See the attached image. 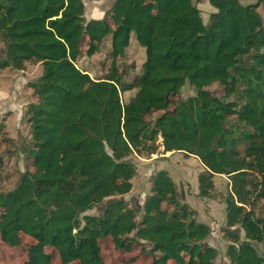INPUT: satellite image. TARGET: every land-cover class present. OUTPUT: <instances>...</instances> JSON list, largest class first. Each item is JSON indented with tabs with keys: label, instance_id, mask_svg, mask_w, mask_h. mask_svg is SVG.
I'll list each match as a JSON object with an SVG mask.
<instances>
[{
	"label": "trees",
	"instance_id": "1",
	"mask_svg": "<svg viewBox=\"0 0 264 264\" xmlns=\"http://www.w3.org/2000/svg\"><path fill=\"white\" fill-rule=\"evenodd\" d=\"M242 1L209 0L205 23L194 0H114L90 20L84 0H0V72L43 67L27 85L36 97L22 148L29 166L0 192V242L34 240L22 264H106L109 238L117 251L141 247L150 264H217L218 250L205 244L211 226L181 201L167 171L151 177L141 216L122 199L89 214L132 191L131 154L161 148L201 161V197L213 193L215 176L227 177L226 227L244 231L226 235L227 257L264 264V204L256 210L264 201V0ZM132 38L145 60L128 82L119 62ZM103 53L102 76L79 67ZM187 84L195 94L181 100Z\"/></svg>",
	"mask_w": 264,
	"mask_h": 264
},
{
	"label": "rangeland",
	"instance_id": "2",
	"mask_svg": "<svg viewBox=\"0 0 264 264\" xmlns=\"http://www.w3.org/2000/svg\"><path fill=\"white\" fill-rule=\"evenodd\" d=\"M87 16L101 0H85ZM114 0L103 1V12L107 11ZM204 22L208 21L209 15L214 12L209 0L197 2ZM244 5L254 4V0H243ZM258 12L264 20V4L258 8ZM5 46L0 43V58L4 57ZM106 53L97 59L86 58L78 62L80 68L90 72L93 77L102 76L109 67L110 60ZM145 60V51L137 45L132 38V44L126 56L120 60L119 65L125 70V80L133 82L142 63ZM43 75V67L39 63L27 62L23 71L6 69L0 72V192H8L18 184L23 172L29 166V160L23 152V146L31 142V125L26 115L27 106L35 103L36 97L32 89L28 88L29 82H35ZM211 90L221 94L219 86H212ZM132 92L122 94V99L128 100ZM195 94L188 84L183 88L180 99L185 100ZM160 142V140H159ZM126 161L133 164L136 176L132 180V191L124 196L113 197L106 203L90 211L91 215L101 214L106 206L113 200L122 199L141 216L145 199L152 193L151 177L159 171H167L175 182L177 193L183 203L196 212L199 222L211 226L212 234L205 244L218 250L217 264H231L227 257V247L230 239L226 236L229 232H237L244 236V231L239 227L231 229L226 227V205L224 196L227 191L228 179L226 176H215V189L209 197L199 195L198 177L204 172L201 161L184 153L164 154L162 148L153 155L139 156L131 154ZM264 201L256 205V210L263 209ZM34 240L23 237L19 247L9 248L0 242V264H22L26 260L27 248ZM102 254L106 264H150L151 259L146 256L141 247H136L131 253L117 251L111 239L102 242ZM148 250V249H147ZM133 262H130L133 260Z\"/></svg>",
	"mask_w": 264,
	"mask_h": 264
},
{
	"label": "crops",
	"instance_id": "3",
	"mask_svg": "<svg viewBox=\"0 0 264 264\" xmlns=\"http://www.w3.org/2000/svg\"><path fill=\"white\" fill-rule=\"evenodd\" d=\"M103 1H105V0H101V2H99L101 4H99V6H97V7H95L93 9V12H91V16L90 17L87 16V12L85 13V16H86L87 20H90V19H101V18H103L104 14L106 12V11L103 12V9H102L103 8V4H102ZM85 4H86V2H85ZM86 8H87V6H86Z\"/></svg>",
	"mask_w": 264,
	"mask_h": 264
}]
</instances>
